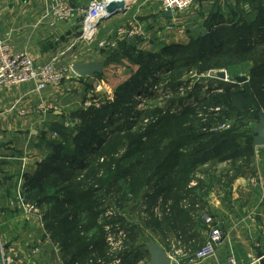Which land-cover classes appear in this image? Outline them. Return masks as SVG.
<instances>
[{
    "label": "trees",
    "instance_id": "16d2710c",
    "mask_svg": "<svg viewBox=\"0 0 264 264\" xmlns=\"http://www.w3.org/2000/svg\"><path fill=\"white\" fill-rule=\"evenodd\" d=\"M254 2L248 0L257 11L251 23L246 17L231 16L227 21L211 12L203 26L205 35L198 31L185 45H168L159 55H147L123 41L105 59L110 65L125 58L141 72L117 87L111 106L71 113L70 119H79L80 126L73 129L69 124V139L64 132H55L54 151L25 178L22 191L27 203L45 209L46 230L55 232L54 237L58 230L64 232L60 246L72 264L117 260L134 264L147 256L144 245L150 238L167 250L169 236L179 237L187 247L195 239L184 251L188 255L203 247L195 231L196 226L205 229L201 210L208 184L201 176L208 170L202 168L214 161L230 162L234 174L248 168L254 154L252 126L264 115V5ZM247 59L250 66L241 85H221L217 94L193 98L201 88L197 85L192 95L169 100L166 107L149 106L134 113V120L110 124L108 129L102 125L107 114L132 118L128 109L132 95L157 69L169 67L175 89L183 85L177 78L187 71L226 68L234 79ZM238 63V68L232 67ZM191 98L195 106L184 107ZM240 161L243 165L237 164ZM120 206L130 211H125L126 219L114 213L105 224L99 223L100 217ZM118 225L123 246L112 255L107 252L105 227H114V233ZM146 232L154 238L145 237Z\"/></svg>",
    "mask_w": 264,
    "mask_h": 264
},
{
    "label": "crops",
    "instance_id": "0c3cea01",
    "mask_svg": "<svg viewBox=\"0 0 264 264\" xmlns=\"http://www.w3.org/2000/svg\"><path fill=\"white\" fill-rule=\"evenodd\" d=\"M156 1L136 0L133 8V14L137 12V18L145 23L150 41L128 42L143 50L152 45L164 47L165 44H186L191 35L204 30V23L211 12H218L227 21L231 16L237 20L246 17L250 19L249 23L257 15L248 0H197L186 19H181L187 23L184 31L165 33L158 29V23L167 22L170 16L161 13ZM254 1V6L264 5V0ZM46 9L48 6L44 0H0V40L9 38L15 53L25 52L39 65L48 64L58 52L65 50L75 35V22L50 26L51 18L46 16ZM130 16L131 13H127L117 17V20H121L122 24ZM155 36L159 38V43L156 40L152 42ZM81 48L84 53L88 50L87 46ZM84 53L77 59H65L60 67L69 70L77 63L99 62L96 59L83 60ZM118 65H108L109 70L119 72ZM249 66L244 64L236 69V77L246 74ZM69 74L62 86L48 87L39 95L32 94L33 84L30 83L10 92L0 89V264H72L62 248L59 253L45 231L38 228L37 219L31 215L26 217L13 204L18 182H25L26 177L37 171L46 154L51 152L50 139H55L53 133L62 130L64 123L70 120L71 113L84 109L81 104L97 79L95 76L82 77L83 81L79 82L76 75ZM119 74L123 76L125 72ZM67 87L70 89L65 92ZM24 95H28L23 102L26 107H34L41 98L51 101L56 109L43 117L36 113L20 117L9 112L11 104ZM213 163L221 164L222 167L216 168ZM202 169L208 170L206 176H201L208 184L202 197L203 207L209 205L207 211L222 238L215 257L197 264H226L229 255L235 258L236 264H247L248 253L256 256L260 252L264 254V146H254L250 166L244 167L240 174H234L230 162L214 161ZM195 229L207 236V239L200 236L203 245L209 233L201 227L196 226ZM178 240L180 238L177 236H169L165 241L173 245ZM194 243L195 239H191L189 246ZM158 245L167 251L164 244ZM188 247L187 244L183 246L185 250ZM125 264L130 263L127 261Z\"/></svg>",
    "mask_w": 264,
    "mask_h": 264
},
{
    "label": "built area",
    "instance_id": "2783aa9c",
    "mask_svg": "<svg viewBox=\"0 0 264 264\" xmlns=\"http://www.w3.org/2000/svg\"><path fill=\"white\" fill-rule=\"evenodd\" d=\"M46 7V16L51 18L50 26H54L58 23H73L76 17V10L70 7L66 0H44ZM197 0H157L159 3L161 13H169L170 20L163 24H159V30L165 33L184 31L186 16L193 9ZM105 0L98 3L92 1L87 10L83 13V19L80 21L79 25L83 35L77 36L72 40L65 50L58 52L48 64L39 65L37 64L27 53H15L10 43V39L0 40V89L5 92H10L17 90L23 85L33 84L32 94L39 95L48 87L59 88L63 85V82L67 78V71L65 68L60 67V64L69 58L77 59L84 51L77 52V49H82L81 47L89 46L88 41H92L94 37L95 30L99 24L103 21L101 19L93 22L92 25L87 26L88 21H90L94 15H97L100 7H105ZM136 0H127L124 5L125 13L129 8L133 9L136 4ZM135 14L132 15L130 19L126 22L120 24L115 28L112 35V40L110 41V47L115 48L119 42L123 41H147L150 37L149 32L146 28L143 20L137 18ZM107 14V10H106ZM164 22V21H163ZM153 23V22H152ZM182 25V26H181ZM91 39L89 40V38ZM89 42V43H90ZM103 45L104 43H100ZM73 49V50H72ZM217 72H210L208 76H216ZM212 74V75H211ZM77 77V76H76ZM79 78V77H78ZM104 80V79H103ZM227 82V77L224 79ZM103 81L94 83L93 90H91L90 95L87 100L82 103V108H89L91 106L95 108H100L103 102ZM70 88H65V92L69 91ZM28 95L22 96L20 99L15 101L8 108L9 112L16 113L20 117H28L32 113H36L40 116H44L49 112L56 109V105L51 101L45 99H39V102L34 107H26L23 105L24 98ZM43 121V120H42ZM70 123H64L68 126ZM53 137L57 138V134L53 133ZM23 191V181L18 182L16 191V200L14 201V206L20 208L24 214H30L31 216L39 217V208L34 204H28L22 195ZM204 222L210 226L213 223L211 217L204 218ZM213 225V224H212ZM264 226V221L262 223ZM115 236V235H114ZM116 237V236H115ZM124 236L122 233L119 234L117 238L122 239ZM221 234L217 230H213L210 233L208 242L195 253L188 255L180 251H176L169 255L170 264L174 262L175 264H197L207 258L215 257L217 246L221 240ZM121 241L118 245L111 247V242L108 245L111 247V254L116 255L121 250ZM34 253V251L32 252ZM264 257V256H263ZM143 259V258H142ZM247 264H260L261 258H258L252 253L247 255ZM112 264H119V261H114ZM137 264H151L148 260L143 259ZM226 264H236L235 258L229 255L226 259Z\"/></svg>",
    "mask_w": 264,
    "mask_h": 264
},
{
    "label": "rangeland",
    "instance_id": "374dc122",
    "mask_svg": "<svg viewBox=\"0 0 264 264\" xmlns=\"http://www.w3.org/2000/svg\"><path fill=\"white\" fill-rule=\"evenodd\" d=\"M66 1H67L68 5L70 7H72L73 9L76 10V17H75V20L73 21V22H75L76 27H75V35L73 37L74 38H76L77 36L81 37L83 35V32L81 30V26L79 25V23L83 19L82 18L83 17L82 16L83 13L87 10L89 4L92 1H94L95 3H98V2H100L102 0H66ZM133 12H134V9H131V8H129V10L127 11V13H131L130 18L132 17ZM127 13H124V14H127ZM119 16H122V15H116V16L111 17L109 19L103 20L99 24V26L97 27V30H95V33H94L95 35H94L92 41L91 42L90 41L87 42L89 44V46H87L88 50L85 49L86 51H85L84 55L82 56V57H84L83 60H86L88 58L90 60L91 59H94V60L96 59V60H99V62H101V61L105 62V59H108L112 55L114 49H116L118 44H117V46L115 48L110 47L109 44H110V41L112 40L113 31L115 30V28L117 26H119L121 24V20H117L118 19L117 17H119ZM256 31H257V29L256 30L254 29V32H253L254 38L257 37V32ZM259 36L261 37L262 35H260V33H258V37ZM90 39H91V37L89 38V40ZM157 39H159V38L156 37V38L152 39V42H154V40H156V42H158ZM148 41H150V40H148ZM188 41H189V39H188ZM187 42H185V43L187 44ZM100 43H104V44L101 45ZM148 43L149 42H147L145 44L147 45ZM137 44H139V43H137ZM156 45H157V43H156ZM168 45H171V44H165L164 47L168 46ZM181 45H185V44H181ZM152 46L153 47H150V48L149 47L148 48H144L145 50L137 47V51L143 52L144 54H147V55H151L153 53L156 54V55H159L160 53H162V50H163L162 46H160V45H158V46L152 45ZM81 51H82V49H80V50L77 49V52H81ZM247 60L248 61H245L243 63L244 64L245 63H249L250 60L249 59H247ZM116 64H119L118 65V67H119L118 70H120L119 72L122 71V75L125 72V75L121 76L119 74V72H117L116 70H109V66L105 64L103 69H102V71H101V73L95 76V78H97L95 83L99 82V81H103V84H102V89H103L102 90L103 91L102 92L103 93L102 98H103V102H102V106L101 107H103L106 104H108V105L114 104L115 100H116L115 91H116L117 87H119L122 84H124L127 81H129V79L134 74L136 75V73H138L139 71L141 72V70L139 69L140 66L131 63L130 61L126 60L125 58L120 59V61L117 62ZM239 65H240V63H238V65H236V64L232 65V67L238 68L237 66H239ZM166 70H169V67L164 66L163 69L162 68L161 69H157V70H155L154 72H152L150 74V77L148 79H146V81H144L143 83L142 82L140 83L139 87L137 88V91H135V93L132 95V98H131V100H130V102L128 104V109L131 112L130 116L132 118H126L125 119V117H121L122 115L120 113L119 114L118 113H113V115H108L107 114L106 116H103V118L105 119L102 122L103 127L104 128L106 127L108 129V127H110L109 126L110 124H116L117 122L134 120V118H133L134 117V113L142 111L143 109H145L146 107H149V106L160 105L162 107H166L168 105V103H169V100L178 99L180 97L186 96L187 93L188 94L190 93L192 95L194 93V91L197 90L195 88L197 85L200 86L201 88L199 89V92H197V94L196 93L193 94V98L196 97V96H198L199 98H206V97L210 96L211 94H217V93L220 92V90L223 87L221 85H227L229 83H234V84H238V85L242 84V83L241 84L237 83L233 78H231L229 76V73H227V69L226 68H219V69L209 70V71H206L204 73H195V72H188L187 71V72H185V74L182 77H178L177 78V81L182 82L183 85L180 86V87H177L175 89H171L173 87V85H170V83H171V75L172 74H170V72L166 71ZM213 71L214 72H218V71L225 72L226 77H227V82L224 79H219L217 76H215V77L208 76V74L210 72H213ZM165 72H168V73H165ZM67 73L69 74V73H73V72H72L71 69H69L67 71ZM129 73H132V74H129ZM239 77H244L245 78V75H241ZM76 79H79V82L83 81V79L80 78V77L78 78V76L76 77ZM93 86H94V84H93ZM93 86H91L90 91L93 90ZM217 88H218V90H217ZM90 91H88L87 94L85 95V98H86L85 100L88 99V97H89V95L91 93ZM193 98L188 100V102L184 105V107H194L195 106V101H194ZM89 108H95V107L91 106ZM89 108H84V109L87 110ZM100 108H95V109H100ZM180 109L181 108H177L176 111L180 112ZM101 110H102V108H101ZM71 119L70 120L68 119L66 121V123L74 124L70 128L75 129L77 126H80L81 122H80L79 119H72V120ZM69 126H70L69 124H68V126L64 125V129L60 130L61 132H64L63 136L66 139L70 138V136L68 134L69 133V129H70V128H68ZM255 126L256 125L252 126L253 127L252 128V132H253V129L255 128ZM65 127H67V128H65ZM66 129H68V130H66ZM64 134H66L67 136H65ZM50 140L53 141V139H50ZM50 148H51V152L54 151V148L52 147L51 142H50ZM51 152H50V154H51ZM123 152L124 151H120L119 155H122ZM47 156L48 155L46 154V156L44 157V160H46ZM44 160H42V161H44ZM213 164H214V166L216 168L221 166V164H217V163H213ZM23 185H24V182H23ZM16 191H17V187H16ZM28 204H31V203H28ZM208 206L206 205V207H203L202 210H201L202 214H203L201 216V221H203V222H204V218H206V217H211L212 218L210 212L207 211L208 210ZM44 211H45V209L43 211L42 210L39 211V217H38V215L34 216L37 219V223L39 225L38 228L41 231L42 230L45 231L46 235L49 236V239L52 240V242L54 243V245L56 247V250H58V252L60 253V250H61L60 245L62 243V239H61L60 236L64 232H62L61 230H58L57 233L59 232V236L54 237V233L55 232L53 233L51 230H49V229L46 230L45 229V221H43V215H44L43 212ZM125 211L128 214V211H129L128 207H125V209H124V206H120V209L117 208V210L116 209L111 210V212H108L103 217H100L98 221H99L100 224L103 225V224L106 223V220L108 218H110L112 216V214H114V213L115 214L116 213L117 214L120 213L121 217L126 219L127 214L125 213ZM29 216H30V214H26V217H29ZM124 222H126V221H124ZM212 224L210 226H208V224H206L204 222L205 229L204 230L201 229V230L207 231V233H209L208 240H209V237H210V233L213 230L219 231L215 227L214 220H213ZM113 229H114V227H112V226L105 227L106 234L104 235V238H105L106 245H107V252L109 254L112 253L111 250H110L111 247L113 248L114 245H118L119 241L122 242L121 246H123V239L124 238H122V239L117 238L119 236V234L122 233L121 231H123L122 230V226L119 227V225H118V229H116V231L114 233H113ZM198 232H199V236L204 237V239L206 237V239H207V236H205L204 233L200 232V230ZM115 233H117V234L115 235ZM145 234H146L145 237H153L154 238V236L152 234H150L149 232H146ZM54 240H55V242H54ZM208 240L207 241L205 240V243L203 244V246L208 242ZM108 241H109V243L111 242V244H112L111 247L108 245ZM178 241L176 243L173 242V245L171 244V249L165 251L168 256L173 254L176 251H180V252L184 253L185 249L183 248V245H182L181 241L180 240H178ZM150 242H153V243H155L157 245L159 244V242L157 240H154L152 238H150V239H148L146 241V243L144 245V250H146L147 256L144 257L143 259H146L149 262H150V257H149L147 249L150 246ZM143 259L137 260L136 263H134V264L139 263ZM113 262L114 261L110 262L109 264H112ZM172 264H175V263L172 262Z\"/></svg>",
    "mask_w": 264,
    "mask_h": 264
},
{
    "label": "water",
    "instance_id": "95a60500",
    "mask_svg": "<svg viewBox=\"0 0 264 264\" xmlns=\"http://www.w3.org/2000/svg\"><path fill=\"white\" fill-rule=\"evenodd\" d=\"M125 13L124 5H116V4H110L107 7V15L104 17L103 20L109 19L111 17H114L116 15H123ZM165 15L169 16V13H165ZM201 34L205 35V30L201 31ZM105 65L104 61L101 62H89V63H77L72 65L71 70L72 72L82 78V77H88L93 78L94 76L101 73L103 67ZM216 76L219 79H225L226 74L223 71H218L216 73ZM237 83L241 84L245 82L244 77H235L234 79ZM253 145L255 147H262L264 146V115H260L258 122L253 129ZM149 257H150V263L151 264H170L168 255L166 252L157 244L150 242V246L147 249ZM264 254L258 253L257 257L261 258L260 264H264Z\"/></svg>",
    "mask_w": 264,
    "mask_h": 264
},
{
    "label": "bare ground",
    "instance_id": "6f19581e",
    "mask_svg": "<svg viewBox=\"0 0 264 264\" xmlns=\"http://www.w3.org/2000/svg\"><path fill=\"white\" fill-rule=\"evenodd\" d=\"M127 3V0H105V7H100L99 10H98V14L97 15H94V17L88 21L87 23V26L89 25H92L93 22L101 19L102 17H104L106 14V10H107V7L110 5V4H116V5H125ZM104 18H102L103 20Z\"/></svg>",
    "mask_w": 264,
    "mask_h": 264
}]
</instances>
